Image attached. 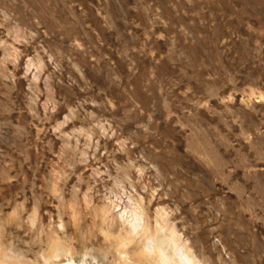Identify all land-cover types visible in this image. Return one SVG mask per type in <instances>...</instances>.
Wrapping results in <instances>:
<instances>
[{
	"label": "rangeland",
	"instance_id": "rangeland-1",
	"mask_svg": "<svg viewBox=\"0 0 264 264\" xmlns=\"http://www.w3.org/2000/svg\"><path fill=\"white\" fill-rule=\"evenodd\" d=\"M128 196L264 264V0H0V248L120 264Z\"/></svg>",
	"mask_w": 264,
	"mask_h": 264
},
{
	"label": "bare ground",
	"instance_id": "bare-ground-1",
	"mask_svg": "<svg viewBox=\"0 0 264 264\" xmlns=\"http://www.w3.org/2000/svg\"><path fill=\"white\" fill-rule=\"evenodd\" d=\"M110 201L114 204L112 199ZM128 201L119 208L120 218L127 225V230L124 236H116L114 243L115 252L121 255L120 264H200L186 243L180 240L176 229L168 224L163 207L156 210L155 223L151 225L147 218L145 220L140 203L131 196H128ZM55 250H64L58 241L51 243L43 264H56L51 257ZM0 264H15L2 248Z\"/></svg>",
	"mask_w": 264,
	"mask_h": 264
}]
</instances>
